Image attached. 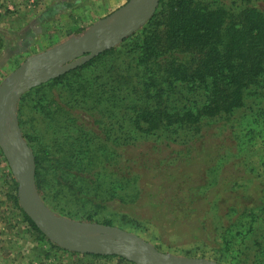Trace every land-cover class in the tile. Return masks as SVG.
I'll return each instance as SVG.
<instances>
[{
  "label": "rangeland",
  "instance_id": "374dc122",
  "mask_svg": "<svg viewBox=\"0 0 264 264\" xmlns=\"http://www.w3.org/2000/svg\"><path fill=\"white\" fill-rule=\"evenodd\" d=\"M18 1L21 7L29 6L30 10H36L41 2ZM125 1L76 0L72 5L70 2L64 6L52 4L44 12H34L32 18L22 19L23 14L15 13L12 4L7 6L11 0H0L4 7L0 9L7 10L0 13V84L27 58L83 35L92 25L111 17L130 0L122 6L117 5ZM194 1L209 7L222 6L232 17L246 7H255L264 13V0ZM55 94H59L64 103L70 96L58 87L52 90V98ZM22 97L15 108L16 118L34 160L39 157L41 161L38 180L46 193L45 196L43 192L38 194L54 214L73 223L119 228L139 236L168 255L220 264H264V149L261 140L264 124L259 128L249 124L246 118H253L249 112L235 111L179 131L164 132L161 129L149 135L135 133L128 146L113 147L101 136L95 156L88 154L92 161L102 162L93 163V166L102 165L99 176L94 177L108 182L109 176L114 175L115 179H132L133 183L127 184V197L123 201L108 200L102 204L104 208L94 212L91 204L80 200L68 184L58 186V177L74 183L78 180L73 171L74 164L62 161L64 151L60 146L67 147V142L61 138L70 125L67 116L62 114L48 120L39 112L35 93ZM244 136L249 144H245ZM94 143L86 145V150L89 151ZM44 150L49 152L48 160L42 156ZM114 151L118 161H112ZM49 159L62 161V165H68L70 169L58 173L48 163ZM214 169L216 172H212ZM234 180L239 184L237 189ZM17 189V182L0 149V195L5 198L12 193L13 197L15 192L17 199ZM236 194L253 198L251 228L249 212L240 215L236 209ZM91 201L101 205L99 199ZM243 203L240 199L236 205L243 209ZM228 208L231 211L227 212ZM51 245L64 253L62 255H67L56 259L55 264H73L69 261L73 254ZM87 257L91 260L80 258L81 261L74 260V263L132 264L117 257Z\"/></svg>",
  "mask_w": 264,
  "mask_h": 264
},
{
  "label": "trees",
  "instance_id": "16d2710c",
  "mask_svg": "<svg viewBox=\"0 0 264 264\" xmlns=\"http://www.w3.org/2000/svg\"><path fill=\"white\" fill-rule=\"evenodd\" d=\"M56 87L70 94L65 103L59 94L52 98ZM32 92L44 118L53 120L64 114L70 122L69 131L61 138L67 147L60 148L64 151L62 161L74 164L78 180L74 183L58 177V186L68 184L97 212L108 200L123 201L127 184L133 183L132 179H115L114 175L108 182L94 177L99 176L102 165L93 163L102 162L92 161L88 154L95 156L101 136L113 147L128 146L135 133L179 131L235 111L249 112L253 118H246L247 122L255 128L264 124V13L246 7L232 17L222 6L160 0L150 21L118 47L25 95ZM261 140L264 149V138ZM93 141L87 151L86 145ZM41 152L48 160L49 152ZM49 160L58 173L70 169L62 161ZM116 160L115 155L112 161ZM40 162L36 157V188L45 196L46 188L42 189L38 180ZM234 181L237 189L239 184ZM235 198L237 202L244 200L243 209L237 202L235 206L240 215L249 212L251 228L253 198L246 194H236ZM95 199L101 205L92 203ZM15 204L18 207L16 199Z\"/></svg>",
  "mask_w": 264,
  "mask_h": 264
},
{
  "label": "water",
  "instance_id": "95a60500",
  "mask_svg": "<svg viewBox=\"0 0 264 264\" xmlns=\"http://www.w3.org/2000/svg\"><path fill=\"white\" fill-rule=\"evenodd\" d=\"M160 0H130L83 35L27 58L0 84V149L17 182L21 211L53 245L79 255L117 257L132 264H220L158 251L139 236L112 226L73 223L54 214L36 188L35 160L24 142L15 108L20 98L73 71L131 37L155 14Z\"/></svg>",
  "mask_w": 264,
  "mask_h": 264
},
{
  "label": "crops",
  "instance_id": "0c3cea01",
  "mask_svg": "<svg viewBox=\"0 0 264 264\" xmlns=\"http://www.w3.org/2000/svg\"><path fill=\"white\" fill-rule=\"evenodd\" d=\"M39 1L41 2L39 7L35 8L36 10H30L29 8L31 7L29 6L21 7L19 5L20 1L18 0H11L12 3H8L7 6L12 4V10L15 13L17 12L19 14H23L22 19H25L30 17L32 18V13L34 12H44L46 7H49L52 4L64 6L67 2H70L72 5L76 0ZM126 2L127 0L122 3H117V5L122 6ZM1 7L4 8L0 5V8ZM6 11V9H0V13H5ZM15 199V192L13 193V197L12 193L5 198L0 195V264H55L56 259L61 257L66 258L67 255H62L64 253H59L56 248H52L51 243L40 236L30 226L15 204ZM59 254H61V256ZM82 256L83 255H70L69 261L75 264L74 260L78 262L81 261L80 258H84V260H91L90 257H87L88 255L85 257Z\"/></svg>",
  "mask_w": 264,
  "mask_h": 264
},
{
  "label": "built area",
  "instance_id": "2783aa9c",
  "mask_svg": "<svg viewBox=\"0 0 264 264\" xmlns=\"http://www.w3.org/2000/svg\"><path fill=\"white\" fill-rule=\"evenodd\" d=\"M30 2H32V1H30Z\"/></svg>",
  "mask_w": 264,
  "mask_h": 264
}]
</instances>
